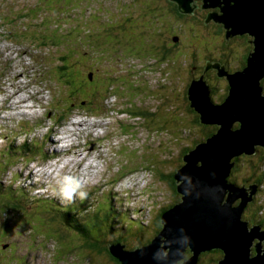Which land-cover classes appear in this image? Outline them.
<instances>
[{
  "label": "rangeland",
  "instance_id": "obj_1",
  "mask_svg": "<svg viewBox=\"0 0 264 264\" xmlns=\"http://www.w3.org/2000/svg\"><path fill=\"white\" fill-rule=\"evenodd\" d=\"M37 1L0 0V104L3 103L6 109L0 111V187L4 190L2 195L8 197L12 203L21 205L28 212L32 211L26 213L29 219L20 220L14 209L9 211L6 204L0 203V220H2L0 226L7 224L9 228L8 235L0 240L2 241L0 264L6 262L9 264V253L13 243L19 244L17 249L21 247L16 251L17 257H20L21 253L25 254L21 256L25 259L24 264H109L104 258L94 261L93 258L85 256L83 259L82 256L85 254L82 252H75L74 255H68V258L58 256L59 250L57 254L50 242L46 248H41L40 245H43L44 241L37 242L35 235L30 233L41 231V228L33 226L30 230L32 224L27 225L33 222L31 218L38 221L37 215L44 206L38 203L41 201L49 203L44 206V211L49 218L52 217L51 215L56 216L55 222L45 223L49 227L59 223L58 213L54 212L53 208H77L82 214V208L88 207V202H94L85 210L94 213H101L104 210L102 218L119 222L121 225L116 223L118 229H122L119 226L125 227L129 224V220L143 221V229L138 232L139 240L133 239L130 241L132 245L130 243L124 245V251L129 247L148 245L161 227L160 222L155 221L158 212L174 204L175 196L171 181L174 182L172 185L175 190L176 184L171 177L174 176L180 163L181 165L183 163L179 156H182L181 153L186 150L184 148L191 150L196 144L204 142L203 133L199 135L200 129H197L194 121L197 116L188 108L187 88L193 78L201 74L206 75V77L202 76L211 88V100L214 104L221 103L222 93L224 96L227 94L226 83L223 79H217V70L215 72L208 70L204 73L206 62L220 64L229 74L242 71L246 65L239 69L241 64L239 56L245 55L248 47L249 50L251 49V45L246 44L250 38L237 36L226 41L222 25L215 24L212 20L204 25L207 15L218 9H213L210 13L201 10L199 6L202 5V0H196L198 7L193 9L192 15L182 16L183 21H178L171 14L169 8L175 9V6L167 0H129L139 8L120 4L116 6L117 0H107V4L105 0H74L79 10L74 9L72 14L69 12L73 9L74 1H72L67 6L66 17H61L58 6L43 11L52 24L50 27L52 31L57 27L56 24L59 26L57 20L65 24L81 19L79 12L83 14L85 21L93 23L90 26H83L82 23L67 26L71 31L64 32L69 40L82 43L79 60L74 64L70 63L71 68H68L65 74L55 72L53 75L51 70L59 64L57 61L59 49L45 39L46 37H42L40 31L42 21L40 20L39 23L34 21L35 17L41 14L37 11L41 8H34ZM66 4L61 6L64 7ZM104 7L107 8L108 14ZM144 9L145 13H143ZM27 16L31 19H26ZM152 16L164 23V28L160 30L155 42L159 44V41H162L166 49L170 47L174 49L170 54L168 53V60L161 65L157 62L151 66L149 55L147 60L143 61L145 57L142 58L143 65L142 61L138 62L132 58L133 56L127 60H119L118 56L123 55L115 53L103 55L102 50H96L98 47L91 40H82L80 38L83 36H79L82 33L98 32L95 36L96 40L98 43L102 42L98 35L107 32L105 28H108L106 25L110 22L109 26L113 28L115 36L107 37L104 34L103 42L106 46L108 42L120 43V38L123 43L133 44L140 40L142 28L146 27L148 20L154 25ZM99 20H102V23ZM145 32L147 33V30ZM174 36L178 37L177 42L172 40ZM61 39L67 40V37L62 36ZM88 44L95 47L90 48ZM66 48L71 49V46L67 44ZM89 50L94 54L93 59L88 56ZM92 61L93 71L85 67L81 70L83 64L92 65ZM140 66L141 68L138 69ZM193 68H196V73L193 72ZM128 69L130 72H126ZM90 74H92L90 81L93 82L92 84L87 81ZM108 79L113 87L109 89L108 95L113 97L104 102L102 101L106 91L104 82H108ZM144 83L152 89L153 97L149 94L145 97H152L150 101L139 104V97L146 92L142 90ZM74 89L78 90L83 100L79 96L76 100L70 98L69 92H73ZM136 90L142 92L135 93ZM86 92H89L87 95L90 98L85 100ZM143 96L144 94L142 99ZM58 100L63 104L75 101L67 107L76 108L73 114L65 116L64 120H60L61 122L58 121L56 113L60 108L57 106ZM76 102H81V105ZM177 104L178 107L182 105L181 109L175 108ZM129 106H135L139 110L145 108L147 117L143 120L130 117L129 113H125ZM152 109L157 110L151 112ZM177 109L176 115L182 117L177 116L178 121L173 126L174 113ZM48 113L49 116H46ZM175 127H187L196 137L181 128L180 143L182 144L176 145L172 135L176 131ZM208 128L216 129L213 126L205 127L206 130ZM54 133L58 138H54ZM74 134L77 137L73 138ZM69 138L71 140L67 141ZM36 140L43 145L33 148L32 143ZM75 141L78 143H74ZM24 143L29 144L31 150L29 154H25L26 158L17 159L14 152L19 153V148ZM180 149L181 153L178 152ZM32 152H35L34 157ZM41 152L44 158L40 155ZM58 152H64L65 155L61 157ZM263 153L260 151L253 156L252 162L239 160L235 170L239 172L259 162ZM153 156L156 158L154 159ZM155 165L160 167L156 169ZM120 166L128 167L122 175ZM161 172L166 173L165 178L160 177ZM125 174L126 177L118 182L116 175ZM234 175L228 178L229 182H233ZM245 177L248 178V175ZM254 181L255 179L252 182ZM245 182L250 180L247 179ZM233 183L243 187L241 178ZM40 187L44 189L41 190ZM255 189L257 190V185ZM12 192H23L26 196L19 197ZM255 195L253 202L257 198ZM108 198H116V200ZM261 199L262 197L258 196L256 205L259 206V211L253 203L247 206L243 221H251L252 225L259 223L261 214L264 215V204L261 203L264 200ZM112 207L122 214H117ZM71 214L74 215V212ZM75 219L77 221L78 216ZM262 223L261 228L264 231V222ZM48 236L57 239L53 234ZM67 246L72 244L67 243L64 247ZM203 260L205 259L202 258L200 261ZM197 261L199 264V260Z\"/></svg>",
  "mask_w": 264,
  "mask_h": 264
},
{
  "label": "water",
  "instance_id": "obj_2",
  "mask_svg": "<svg viewBox=\"0 0 264 264\" xmlns=\"http://www.w3.org/2000/svg\"><path fill=\"white\" fill-rule=\"evenodd\" d=\"M167 1L181 16L198 7L196 0ZM199 7L208 13L218 9L207 15L204 25L211 20L222 25L226 41L248 34L253 50L240 72L229 74L220 64L206 62L204 72L217 70V77L228 84L221 104L211 100L203 76L190 83L189 108L202 126L216 129L183 155L173 176L180 201L162 215L161 231L132 251L112 246L120 264H197L200 255L212 251L222 254L216 264H264L263 223L243 221L256 186L228 181L235 159L264 151V0H202Z\"/></svg>",
  "mask_w": 264,
  "mask_h": 264
},
{
  "label": "trees",
  "instance_id": "obj_3",
  "mask_svg": "<svg viewBox=\"0 0 264 264\" xmlns=\"http://www.w3.org/2000/svg\"><path fill=\"white\" fill-rule=\"evenodd\" d=\"M72 1H74V0H70L69 2H68V0H67V2H66V0H38L36 2L35 6H34L35 9H40L41 8L40 10H37V11H40V13H41V17H40L39 20L42 21L41 25H40L41 29H42V30L40 29V31L42 33V37H46L45 39L50 41V43L53 46H55L57 49H59V57H57V61H59V64L56 65L53 68V70H51L53 75H54L55 72H60V73L65 74L67 69L71 68L70 63L74 64L75 61L79 60V56H80L79 54H80V50H81V47H82L81 46L82 43L80 41L77 42V41H73V40L70 41V40H66V39H61V35H63L65 33L64 31L70 32V29L66 25H72L73 26L74 24L78 25V24L82 23L83 26L84 25L85 26H90V25L93 24L92 22L85 21V18L83 16V14H80V12H79V16L81 17V19H76L73 22L65 23V24H62L61 21L57 20V23L59 24V26L56 24L57 27L54 29V31H52L50 29L52 24L49 23L48 17L45 15V13H43V11H47V9H50L51 7L58 6L60 8L61 17H66L68 15V11L66 10L68 8L67 6L69 4H71ZM42 2H44V3H42ZM117 2L118 3L116 4V6H118L120 4V5H123V6H126V7L139 8L137 5L134 4V2L129 1V0H124V1L117 0ZM63 4H66V6L62 7L61 5H63ZM105 4H107V0H105ZM147 4L148 3H146L145 6H147ZM142 5L144 6V1H142ZM42 6H45V7L43 8ZM141 8H143V7H141ZM74 9L79 10V7H78L76 1L73 2V9L71 11H69V12L72 14ZM104 9L106 10V13H107V8L104 7ZM169 10H170L171 14H173L178 21H183L184 20V18L182 16H180V15H178L176 13L174 8L170 7ZM143 13H145V9H144ZM141 19H142V17H141ZM145 19H147V18L145 17ZM151 19L153 21H155L154 22L155 26L153 24H151L150 22H148V21H150V20H148L146 22V27H144L145 29L142 28V33H141L140 40L134 42L133 44L123 43L121 41V38L119 37L120 38V43L118 42V43L109 44L110 42H108V45L106 46V44L103 42L104 34H106L107 37H110V36L114 37L115 36L114 32H113V28L110 27L109 25L106 26L108 28H105V29H107V32H104V34L98 35V37H100L102 39V42L98 43L97 40H96L95 36L98 34V32H95V33L94 32L82 33L79 36L80 37L83 36V37H81L82 40H86V41H90L91 40L98 47V48H96V50H98V49L102 50L103 55L104 54L109 55V54H114V53L123 55V56H120V57L118 56L119 60H127V59H130L133 56L132 58H135L138 62H141L143 57H145L143 59V61L147 60V56L149 55V56H151L149 58V62L151 64V66H154L157 62H160L159 65H161V64H164L168 60L167 59L168 53L170 54V52H172L174 49L172 47H170L169 49H166L165 46L163 45L162 41H159V44L155 42L156 38L159 35L160 30H162L164 28V23H163V21L160 22L159 20H156L157 18H155L154 16H152ZM158 19H162V18L158 17ZM99 22L102 23V20H99ZM43 29H45V32H43ZM145 30H147V33L145 32ZM112 42H114V41H112ZM67 44L69 46H71V49H67L66 48ZM78 46H80V49L77 50ZM88 47L93 48V47H95V45L90 46L88 44ZM87 52H90L88 56L90 57V59H93L94 54L90 50L87 51ZM178 55H179V53H178ZM143 61H142V65L144 64ZM243 61H245V60H243ZM85 64L82 65L81 70H83V67H85V68H87L88 70L91 71L93 66H94L93 61H92V65H85ZM120 68L121 69L123 68L121 66V63H120ZM140 68H141V66L138 67V69H140ZM126 72H130V70L128 69ZM193 72L196 73L194 70H193ZM200 72L202 73V71H200ZM214 72H213L212 75H214ZM202 75L203 74H201L200 76H202ZM89 76H91L90 80H92V74L88 75V77ZM52 77H54V76H52ZM88 77H87V81L90 84H92L93 82H90ZM111 78H113V76ZM197 78H193V80L197 79ZM217 79H219V78L217 77ZM77 80H78V78H77ZM116 80H117V78H116ZM219 80H221V79H219ZM104 83H105L104 88H105L106 91H105V96L102 97L103 98L102 101L106 102L107 100H109V98L113 97L112 95L111 96L108 95L109 92H110L109 89H112L113 87H112L111 82H110L109 79H108V82H104ZM263 83H264V81H263ZM144 84L145 85L142 86V90H145L146 92L143 93L144 94V96H143L144 99H142V95L143 94L139 97V100H140L139 104H142L143 102H146V101H150V98L153 97V95L151 93L152 89L150 88V86L147 83H144ZM78 86H80V82L79 81H78ZM87 87H89V86L87 85ZM142 90L141 91L136 90L135 93L136 92H140L141 93ZM225 90H228V84L227 83H226V89ZM123 92H125V90H123ZM226 93H227V91H226ZM87 94H89V92L88 93L86 92L84 94L86 96L85 100L90 98V96L87 95ZM149 94L152 95V97L146 98L145 96H147ZM69 96H70V98L76 100V97L77 96L81 97V94L78 93L77 89H74L73 92H69ZM222 96H224V93H222ZM121 97H123V96H121ZM215 98H217V97H215ZM81 99L83 100L84 98L81 97ZM59 101L60 100H58V102ZM217 101H219V99ZM74 102L75 101L67 102V103H64V104H63V102H59L57 104V106H60V108L56 110L59 122L64 120L65 116L67 117L70 114H73V111L76 110V108L72 109V108H68L67 106L68 105H72V103H74ZM81 102H78V103L76 102V103L81 105ZM173 102L174 101H172V103ZM139 104H136V105L139 106ZM217 104H220V103H217ZM177 107H178V104L175 105V108H177ZM181 107H182V105H180L178 108L181 109ZM188 108H189V106H188ZM157 109L159 110L158 107H157ZM157 109H155V110H157ZM171 109H172V106H171ZM145 110H146L145 108H142V109L139 110L135 106H133V107L129 106L127 112H125V113L126 114L129 113L130 117H132V118H134L136 120H143L144 117H147V114L145 113L147 111H145ZM155 110H153L151 112H155ZM63 112H65L66 114H63ZM173 112H174V110H173ZM176 112H178V109L174 113L175 118H173V126H174L175 122L178 121L176 117L177 116L182 117L181 115H176ZM194 121L197 124V127H198L197 129L198 130L200 129L199 135H201L203 133L204 140H206V138L209 136V133H212V132L215 131L214 129H209V128L206 130L204 126L202 127V125L199 122L198 116L196 117V119H194ZM55 127H57V126H55ZM181 128L183 129V131L187 130L188 131L187 133H189V134L193 135L194 137H196L194 135V133H190V130L187 127L186 128L181 127ZM181 128H176L175 127L174 130H176V131L172 134V135H174V138H175L174 141H175L176 145L182 144V143H180L181 142V138H182V133L180 131ZM177 130H179L178 133H177ZM54 135H55V133L53 134V136ZM199 135H198V137H199ZM37 141L38 140H36V141H34L32 143L33 148L38 147L40 144H41V146L43 145L42 142H39V141L37 142ZM156 141L157 140H155V142ZM28 145L29 144L24 143L19 148L20 149L19 153H15L14 152V155H16L17 159H20V158L23 159V157L26 158L25 154H27L29 152V150H31V148ZM184 149H186V150L183 151L182 153L180 152L181 149L178 150V152H180L181 155H182V156H179V158H183V155L189 150V149L187 150V148H184ZM32 153H33L32 156L34 157L35 152H32ZM40 155L44 158V156L42 155V152L40 153ZM156 156L158 157L157 154H156ZM155 158L156 157H154V159ZM252 158L253 157L248 158V157H243L242 156L241 158L234 160L235 163H234V169H233L232 175H234L235 172H236V174L233 176L232 181L233 182H237L239 180V178H241V182H243V183H241V186H249L250 184L257 185V190H256V195H255V196H257V198H255L254 202H252V203L255 204L257 211H259L260 210L258 208L259 206L256 205L258 196L262 197L261 201L264 200V153H263V156L260 159V161L255 163L254 165L251 164L248 168H244V169H242V171H239V172H237L235 170V167H237L236 164L238 163L239 160L240 161L247 160V161H251L252 162ZM179 166H181V163H180ZM158 167H160V166L155 165L156 169H158ZM125 169L128 170V167L127 166L126 167H121L120 166L119 170H121V173H120L121 175L124 173ZM126 175L127 174H125L124 176L116 175V179L119 182L123 178H125ZM159 175H160V177L165 178L166 173L161 172V173H159ZM245 175H248V178L245 177ZM244 177L246 179H244ZM171 179L173 180V177H171ZM247 179L250 180V182H245V181H247ZM254 179H255V181L252 182V180H254ZM172 183H174V182L171 181V188L173 189L174 196H175L174 197V204L170 205V206H167L163 210L159 211L157 216H156V218H155V221L160 222L162 215L170 207H173L175 204H177L180 201V199H179V201H177L178 198H180V197L179 196L177 197V193H176L175 187H174V185H172ZM7 190L11 191L10 189H7ZM3 191L4 190L0 187V193H2ZM12 193H13V195L17 194L19 197H25L26 196L23 192H20V193L19 192H17V193L12 192ZM108 199L116 200V198H108ZM84 200H86V199H84ZM82 202H81V204H82ZM0 203L6 204V206L9 207L8 208L9 211H10V209L11 210L14 209V211L17 212L16 214L19 215L20 220L29 219L26 216V213H31L32 212V211L28 212V211L24 210L22 208V206L19 205V204L12 203V201H10V199L8 197H5L4 195H2L0 197ZM93 203L94 202H92V203L88 202L89 206L86 207V208H82L83 210H81V212H82L83 215L80 214V210L77 209V208H74V209H71V208H68V207H66V208H58V207L53 208L54 212L58 213L57 217H59V221H58L59 223H56V224L54 223L53 226H49L48 227V226L45 225V223H50V224L53 223V221L56 218V216L55 215H51L52 217L49 218L48 214L44 211V208H45L44 206H46L49 203H45V202L41 201L38 204H40V206H42V205H44V206H42L40 214L37 215L38 216V221H34L31 218V220L33 222L27 223V225L30 226V224H32L31 227H30V230L33 229V226H39V228H41L42 232L40 230H37L35 232L34 231H32V232L29 231V232L31 234L35 235V240L37 242L38 241H44L43 245H40L41 248H46L48 246L49 242L52 243V246H53L54 250H56L57 254H58V250H59L58 256L67 257L68 258V255L71 256V255H74L75 252H82V253L85 254V255L82 256L83 259H84L85 256L93 258L92 260H94V261L104 258V259H106V261L109 264H113L111 262H114L115 264H120L112 256V251H111L112 249L111 248L113 246V242L117 241L116 243L123 247L124 245H127V243H130V241L133 240V239L134 240H136V239L139 240L138 232L142 231V229H143V227H142L143 221L142 222H138V221L129 220L130 221L129 224H127L125 227L123 225H122L123 227L119 226V228H122V229H118L116 227V223H119V222H116V221H113V220H109V219L108 220H104L102 218V212H104V210H102V212L100 213L99 212V211H101V209H100L98 211L100 214L91 212L89 210H85V209H88ZM261 203L264 204V201H262ZM81 204H80V206H81ZM112 209L115 211V209L113 207H112ZM72 212H74V215L71 214ZM116 213L117 214H122V213H118V212H116ZM252 213H253V211H252ZM77 216H78L79 219L76 221L75 218ZM261 217H262L261 220L264 222V215L261 214ZM244 218L246 219V217H244ZM8 219H11V218L8 217ZM20 220H19V223L21 222ZM258 220H259L260 223L262 222L260 219H258ZM0 221H2V220H0ZM248 222L250 223V225H252L251 221H248ZM119 225H121V224L119 223ZM159 228H160L159 231H161L162 227H159ZM159 231H157V233ZM8 232H9V228H8L7 224L0 226V240H3L4 236L8 235ZM40 234H41V236H40ZM49 234L55 235L57 239H55L52 236H48ZM42 237H44L45 239H43ZM67 243L72 244V246L64 247L65 244H67ZM130 245H132V243H130ZM18 246H19V244H18ZM136 247L137 246H134L133 248L129 247V249L127 251H132ZM19 248H21V247H19ZM27 248H29L28 245H27ZM31 250H32V245H31ZM31 250H29V251H31ZM16 251L17 250L13 246L11 252L9 253V264H24L25 259L22 258V257H17ZM22 254H24V253H22ZM24 256H25V254H24ZM189 256H190V252L187 251L186 252V257H189ZM221 257H222V254L219 251H212V252L204 253V254L200 255L198 260H199V264H216L217 261L219 259H221ZM202 258L205 259V260H203V262L200 261ZM205 261H207V262H205ZM197 263H198V261H197ZM6 264H8V263L6 262Z\"/></svg>",
  "mask_w": 264,
  "mask_h": 264
},
{
  "label": "flooded vegetation",
  "instance_id": "obj_4",
  "mask_svg": "<svg viewBox=\"0 0 264 264\" xmlns=\"http://www.w3.org/2000/svg\"><path fill=\"white\" fill-rule=\"evenodd\" d=\"M223 28V27H222ZM224 35V34H223ZM239 37H246V38H250V40H247V41H252V38L250 37V36H248V35H242V36H239ZM247 41H246V44H248V45H251V44H249V43H247ZM242 42H244V41H242ZM252 50H253V46L251 45V49L249 50V47H248V50L245 52V55H243L242 57L241 56H239V60H241V65H240V67H239V69L241 68V66L243 67L244 66V64H245V61H243V60H246V58L249 56V54L252 52ZM233 61L235 62L236 60H235V57L233 58ZM193 70L194 71H196V68H193ZM206 76V75H205ZM199 77H200V75H199ZM224 97V96H223ZM13 246L14 247H16V250H20V248L19 249H17V244L16 243H13ZM23 254L21 253V255H20V257L22 256Z\"/></svg>",
  "mask_w": 264,
  "mask_h": 264
},
{
  "label": "clouds",
  "instance_id": "obj_5",
  "mask_svg": "<svg viewBox=\"0 0 264 264\" xmlns=\"http://www.w3.org/2000/svg\"><path fill=\"white\" fill-rule=\"evenodd\" d=\"M179 15V14H178ZM39 16H41V14H38L36 17H35V19H34V21H36V22H40V20H39ZM181 16V15H180ZM26 19H31V17L30 16H27L26 17ZM107 25H110V22H109V24H107ZM106 25V26H107ZM66 26H68V27H70V26H72V25H66ZM70 29V28H69ZM70 31H71V29H70ZM69 33V32H68ZM95 33V32H94ZM62 36H66L67 37V40H69V37L64 33L63 35H61V37ZM78 36V35H77ZM81 39V38H80ZM172 40H174L175 42H177L178 41V37H176V36H174V37H172ZM204 76V75H203ZM205 77V76H204ZM89 78V80H90V78H91V76H89L88 77ZM199 78V77H198ZM91 81V80H90ZM226 82V81H225ZM227 83V82H226ZM264 84V83H263ZM263 86V85H262ZM228 91V90H227ZM263 95H264V90H263ZM224 98V97H223ZM221 104V103H220ZM35 169H38V168H36V167H34ZM253 181V180H252ZM253 185H255V184H253ZM3 193H0V195H2ZM260 223V222H259ZM1 241H0V246H1ZM117 243L116 242H113V245H116ZM42 256V255H41ZM1 261V260H0Z\"/></svg>",
  "mask_w": 264,
  "mask_h": 264
},
{
  "label": "bare ground",
  "instance_id": "obj_6",
  "mask_svg": "<svg viewBox=\"0 0 264 264\" xmlns=\"http://www.w3.org/2000/svg\"><path fill=\"white\" fill-rule=\"evenodd\" d=\"M245 35H248V34H245ZM248 36H249V35H248ZM250 37H251V36H250ZM251 38H252V40H253V37H251ZM18 103H21V102H18ZM97 128H98V126H97ZM74 136L77 137V135H75V134L72 135L73 138H74ZM72 137H71V138H72ZM71 138H69L67 141L71 140ZM64 142H65V141H64ZM255 186H256V185H255Z\"/></svg>",
  "mask_w": 264,
  "mask_h": 264
}]
</instances>
